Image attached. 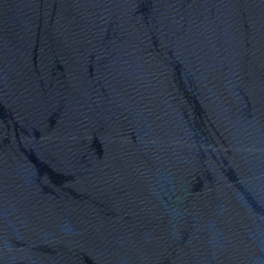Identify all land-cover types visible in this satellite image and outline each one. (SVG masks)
I'll return each instance as SVG.
<instances>
[{"label":"water","instance_id":"obj_1","mask_svg":"<svg viewBox=\"0 0 264 264\" xmlns=\"http://www.w3.org/2000/svg\"><path fill=\"white\" fill-rule=\"evenodd\" d=\"M0 264H264V0H0Z\"/></svg>","mask_w":264,"mask_h":264}]
</instances>
